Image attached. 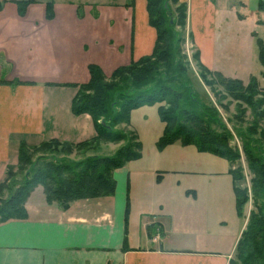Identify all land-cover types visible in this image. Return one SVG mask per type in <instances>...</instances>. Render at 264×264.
<instances>
[{"label": "crops", "instance_id": "obj_1", "mask_svg": "<svg viewBox=\"0 0 264 264\" xmlns=\"http://www.w3.org/2000/svg\"><path fill=\"white\" fill-rule=\"evenodd\" d=\"M0 1L5 2L0 11L2 183L9 171L16 170L20 148L49 141L74 146L92 139L96 130L91 117L71 111L75 85L88 82L89 65L108 77L117 67L150 55L156 33L148 23L146 0ZM181 1L187 7L186 32L200 62L244 85L255 78L226 60L230 55L221 29L228 21L229 0ZM15 2H28L23 16ZM260 2L264 0L241 4L258 10ZM48 5L52 19H46ZM235 13L232 19L238 25ZM234 69L242 78L226 73ZM56 89L70 94L61 105L54 98ZM131 176L126 166L116 169L112 196L65 207L48 204L42 187H36L24 205L27 218L0 225V264H229L245 221L231 245L223 247L226 239L208 238L210 225L200 228L203 236L197 234L194 215L202 210L194 190L180 194L169 188L144 209L133 195L137 183ZM180 205H187L186 210L179 212ZM199 221L208 220L200 215Z\"/></svg>", "mask_w": 264, "mask_h": 264}, {"label": "trees", "instance_id": "obj_2", "mask_svg": "<svg viewBox=\"0 0 264 264\" xmlns=\"http://www.w3.org/2000/svg\"><path fill=\"white\" fill-rule=\"evenodd\" d=\"M4 3L0 1V11ZM15 4L18 15L23 16L28 2ZM170 5L175 6L178 14L175 21ZM258 10L264 11V2L259 3ZM146 12L148 23L156 33L151 54L117 67L108 77L98 66L89 65L88 82L74 87L76 93L71 111L74 115L87 114L91 117L95 136L74 146L49 141L31 149L20 148L16 170L17 174L24 172L25 175L21 181H17L11 170L6 180L0 183V225L27 218L25 202L38 186L42 187L48 204L57 203L62 207L86 198L112 196L115 191L114 170L140 157V144L135 141V136L118 131L116 126L127 125L130 112L146 105L157 106L164 126L157 143L159 149L179 142L182 145H194L199 152L212 153L231 163L229 174L234 184L238 213L241 214L247 195L239 187L242 175L234 164L239 154L228 144L230 136L225 124L217 112L207 110L200 97L194 93L186 70L180 64L183 58L179 56V44L184 41L187 7L181 0H146ZM78 16H82L79 10ZM52 18V8L48 5L46 19ZM175 27L180 32L175 31ZM187 36L192 40L190 34ZM257 46L258 60L264 67V40L257 38ZM193 59L209 75L211 84L208 86L215 82L224 96L246 104L253 112L250 129L248 127L245 133L240 132L238 136L243 140V153L252 175L250 183L256 210L249 214L236 244L234 255L237 262L234 263L233 256L229 264H264V153L259 147L264 144V129L257 125V121L264 117V90L259 88L253 77L244 85L238 79L209 71L200 62L196 49ZM261 107L262 110L257 112ZM257 135L256 145L251 137ZM109 142L123 144L110 156L94 154L79 160L43 153L47 150L50 152L54 147L68 150L63 152L70 153V149H74L83 153L97 150L100 144ZM25 151L38 152L40 156L32 163L25 156ZM27 166L31 168L30 171L26 170Z\"/></svg>", "mask_w": 264, "mask_h": 264}, {"label": "rangeland", "instance_id": "obj_3", "mask_svg": "<svg viewBox=\"0 0 264 264\" xmlns=\"http://www.w3.org/2000/svg\"><path fill=\"white\" fill-rule=\"evenodd\" d=\"M241 2L243 0H229L228 21L221 29L222 41L227 44L225 50L230 55L226 60L231 65L238 64L236 67L241 71L254 73L257 83L264 85V67L258 60L257 46V38L264 39V12L251 10L247 6L244 7ZM170 9L174 12L173 20H177L178 14L175 12V6L170 5ZM234 12H236L235 18L241 22L238 25L232 19ZM174 30L180 32L178 27H175ZM183 34L184 41L179 44V56L183 58L180 59V64L186 70L189 84L193 87L194 93L206 105L207 110L213 109L217 112L229 133V146L236 149L239 154V159L234 164L240 169L242 175V180L238 183L239 187L247 195V201L241 209V214L238 213L234 184L229 174L231 163L227 159L212 153L199 152L194 145H182L179 142L166 145L162 149L157 147L162 136L163 123L159 118L156 105H146L132 110L129 114V123L127 125L121 124L116 128L129 136L134 135L135 141L140 144V157L124 165L129 168L132 173L131 177L137 183L133 195L139 200L138 206L150 209L151 202L154 203L156 196L162 198V193L169 191V188L172 187L173 193L179 192L180 194H183L184 189H192L195 192V198L191 194L189 197L198 200L196 203L200 205L199 209L202 210L197 211L194 215L193 224L198 231L197 234L201 235L200 228L210 225L207 231L212 236L208 238H212L214 242L217 238L226 239L227 241L223 242V247H225L227 243L231 245L244 221L246 223L249 214L256 210L250 183L252 175L248 170V164L243 153V140L238 136V133L244 132L248 127L250 129L253 112L246 104L224 96L221 88L215 82L208 86L211 84L209 82L211 79L193 59L195 48L190 44L187 32L185 31ZM231 71L227 70L226 73L233 77L242 78L241 72L235 69L233 72ZM53 92L54 98L58 99L57 105H61L60 100L62 98L70 96L67 89L61 91L56 89ZM261 110L262 107L256 111ZM59 113L62 114V111ZM257 125L264 129V117L257 121ZM251 140L257 145L258 135L252 136ZM122 144V142L102 143L97 150H89L83 153H78L79 151L73 149H70V153L63 152L68 150L54 147L50 152L47 150L43 153L55 155L57 158L79 160L91 153L102 156L110 155L116 152ZM259 147L264 153V144H260ZM25 156L29 157L33 163L40 156V153L25 151ZM25 168L27 171L31 170L29 166ZM12 175L16 177L17 181H21L25 173L17 174V170H13ZM162 179L163 182H161ZM178 181L180 187L176 188ZM14 184L16 186L15 181ZM177 208L179 212H183L187 205H180ZM200 215L207 217L208 221L206 223L199 221ZM204 243L208 245V241ZM234 259L235 262H233L236 263L235 255Z\"/></svg>", "mask_w": 264, "mask_h": 264}]
</instances>
